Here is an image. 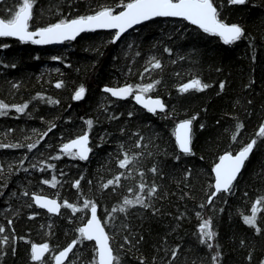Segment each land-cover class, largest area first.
I'll list each match as a JSON object with an SVG mask.
<instances>
[{
	"label": "trees",
	"instance_id": "obj_1",
	"mask_svg": "<svg viewBox=\"0 0 264 264\" xmlns=\"http://www.w3.org/2000/svg\"><path fill=\"white\" fill-rule=\"evenodd\" d=\"M119 3L36 0L31 28L94 14L103 7L116 8ZM214 3L221 19L244 29L241 40L226 44L219 36L172 18L146 22L115 43L112 31L85 32L56 46L0 38V101L9 106L28 104L24 113L10 108L7 115L0 116V144L21 145L0 148V225L5 228L0 236L10 241L0 242V264H39L30 259L31 244L48 243L55 254L79 238L77 229L89 210L73 213L63 208L54 216L35 205L33 193L57 196L77 207H82L85 199L94 201L120 264H140L141 259L144 264H215L212 257L217 251L221 253L219 264L264 261V207L257 215L259 234L242 219V214H250L253 202L264 196V142L258 141L233 191L222 192L212 204L207 203L218 158L247 144L264 123V0H247L242 5L229 0ZM13 6H18L17 0L0 3V16H6L4 9ZM165 48L171 49V54ZM151 57H156L162 68L145 73ZM194 78L211 87L181 94L179 87ZM153 80L161 83L149 95L165 102L167 115H153L131 97L115 99L103 91L106 85ZM61 81L63 87H55ZM80 86L86 92L77 101L73 97ZM49 99L59 103H48ZM193 116L198 117L193 122L194 155H184L176 143L174 127L177 121ZM88 120L93 121L90 130ZM238 122H243L244 128L233 141ZM86 131L91 133V157L85 161L64 156L62 145ZM45 132L48 134L43 136ZM137 132L144 137L142 148L135 147L138 137L133 134ZM33 143L37 147L29 150L27 145ZM122 151L143 153L133 171L135 179H122V187L115 191L101 190V184L126 171L117 165ZM57 155L62 158L52 159ZM47 164L55 168L49 169ZM154 165L157 174L149 171ZM189 170L191 175L186 177ZM137 171H143L144 177ZM52 176L59 181L55 188L42 183ZM81 177L79 189L73 187ZM141 179L149 186H159L157 195L150 199L152 207L137 205L127 213L112 214L111 209L119 207L124 197L135 195L127 189L135 188ZM25 191L29 196L23 195ZM110 214L115 216L111 222L107 220ZM209 218L217 234L211 249L200 243L198 233L199 225ZM125 236L132 240L131 245L125 243ZM94 246L92 241L77 245L74 252L78 258L71 255L70 259L90 264ZM177 248L173 259L172 251ZM44 261L54 264L49 254Z\"/></svg>",
	"mask_w": 264,
	"mask_h": 264
},
{
	"label": "snow or ice",
	"instance_id": "obj_2",
	"mask_svg": "<svg viewBox=\"0 0 264 264\" xmlns=\"http://www.w3.org/2000/svg\"><path fill=\"white\" fill-rule=\"evenodd\" d=\"M4 0H0L3 3ZM36 0H17L18 6H13L11 8H6L4 11L7 13L6 16L0 18V38L15 37L20 41H31L33 44H52L59 43L66 40H75L83 32L94 31L96 29H115V35L112 42L115 43L121 38V35L125 33L133 25L140 24L143 21H149L156 17H178L189 21L191 24L198 26L203 30L204 33L219 36L223 38L226 44H232L236 41L241 40L244 37V29L237 25L224 22L220 19V13L218 11L217 5L214 0H120V3L116 8H122L120 11H116L114 7H103L94 14L81 15L73 19H61L56 23L49 24L45 27H38L31 30V22L34 20L33 8ZM230 4L242 5L246 3V0H229ZM7 45H4L6 47ZM165 52L171 54V49L165 48ZM53 59H60L59 57H54ZM149 67H145L144 72L147 73L152 70L161 69V62L156 57H151L148 61ZM14 67V65H13ZM144 78V73H141V79ZM161 83L160 80H153L149 83L144 84H125L121 87H105L104 92L109 93L112 97L117 99H128L132 97L135 102L146 109L147 112L153 115L159 113H165L167 115L166 109L167 105L164 101L157 96L153 98L150 93L155 92L157 86ZM18 87V85H13ZM55 87H63V82H57ZM211 87L207 83H202L200 79L194 78L187 83L182 84L178 91L183 93H188L190 90L204 91L205 89ZM221 91L224 89V83L221 82L219 85ZM86 89L80 86L78 90L74 93V99L79 101L85 95ZM48 103L58 104L59 101H54L49 99ZM10 108H14L17 113H24L28 108V104L23 105H11L9 106L3 101H0V116L8 114ZM132 112L128 113L131 117ZM112 119H118V117H111ZM198 117L193 116L191 119L180 121L175 128V138L176 143L180 151L184 155H194L192 151V124ZM86 124L91 129L93 125L92 120L86 121ZM55 127L53 124L48 131H52ZM203 128V125L200 126ZM243 122H238L235 125V131L233 132L231 139L233 141L237 140L240 135L241 130H243ZM123 131V129H122ZM48 133L45 132L43 136ZM133 135L137 136L135 147L142 148L144 145L142 141L144 137L138 132ZM43 136L41 138H43ZM259 142H264V123L258 127V130L254 134L253 138L245 145H243L239 151L233 155L232 152H226L224 155L219 157V163L214 166L215 173V184L210 187L214 188V191L209 195L208 204H212L213 199L217 194L222 192L230 193L233 191L234 181H236L241 170L244 168L245 162L249 159L250 155L257 147ZM89 145V134L84 132L83 134L71 139L69 142L64 143L61 147V153L72 159L88 160L89 153L92 149ZM21 145H10V144H0V148H12L20 147ZM29 150L37 147L36 143L27 145ZM123 149V145L120 146ZM122 158L118 159L117 165L120 169L126 171H120L119 174L115 175L112 179L107 180V182L100 185L101 190H107L112 188L113 191L117 187H122V179H135L133 176V171L135 165L139 162L140 157L143 153H134L129 155L127 151H122ZM61 155L52 157V159H61ZM179 160L180 157H175ZM35 167V165H33ZM47 168H55L53 164H47ZM41 171L45 169L41 168ZM27 171V169H25ZM149 171L153 174L158 173L157 166H153ZM63 174V173H62ZM137 175L141 178L144 177L145 173L143 171H137ZM186 177L191 175L190 170L186 172ZM83 179L76 180L73 183V187L79 189L80 181ZM43 184H48L55 188L59 181L56 176H52L51 180H43ZM89 183H91L89 181ZM159 186L153 183L149 186L146 182L141 179L135 188L129 187L127 191L129 193H135L132 198L124 197L122 203L119 207H114L111 209V213H127L130 207H135L137 205L142 208H151L152 204L150 199L157 195ZM24 196H29V193L25 191ZM34 203L41 208L47 209L49 213L60 214L61 208L71 209L73 213L84 212L85 210H90V218L86 221L84 226L77 229L79 233V238L73 240L67 247L59 251L58 254H54V249L50 248L48 243H43L37 245L35 243L31 244V254L30 259L34 262H39V264H45L44 257L45 254H49V258L54 264H64L68 261V264H76V259H69L70 254L73 257L78 258V254L74 252L77 245H83L85 241H95V246L93 248V259L90 264H120V257L114 254V250L110 244L111 237L105 232V227L107 224H102L101 220L97 216V204L92 200L85 199L83 201L82 207H77L76 205L64 201L63 203L58 202L56 199H48L47 197L32 194ZM31 207V205H29ZM201 208L205 205H200ZM264 207V196L257 198L250 208L249 215H243V222L254 228L257 234L260 233L261 229L257 225V215L262 211ZM155 211H159L156 209ZM222 211V210H221ZM197 217H201L200 213H196ZM34 218V217H30ZM115 219L114 215H108L107 220L109 222ZM9 221V225H11ZM127 228V225H124ZM14 231V229H13ZM5 228L0 225V233H4ZM198 233L200 234V243L205 244L209 249L213 248L212 241L216 237V232L213 231L211 218L203 220L199 225ZM131 235V234H130ZM20 239H23L21 237ZM143 237H140L142 240ZM124 241L127 244H132V240L129 236L124 237ZM0 242L3 244H9V238L7 236H0ZM139 243V241H136ZM243 245V241L241 242ZM121 248L124 247L123 244L120 245ZM218 248L219 246L216 245ZM13 254L15 253V248L13 247ZM178 248L172 251L173 259H175ZM221 253L217 251L212 260L215 264H219V258ZM251 259V256H249ZM140 264H144L143 259H141ZM171 264V262H169ZM264 264V261L261 262Z\"/></svg>",
	"mask_w": 264,
	"mask_h": 264
},
{
	"label": "water",
	"instance_id": "obj_3",
	"mask_svg": "<svg viewBox=\"0 0 264 264\" xmlns=\"http://www.w3.org/2000/svg\"><path fill=\"white\" fill-rule=\"evenodd\" d=\"M247 1V0H246ZM122 10V9H121ZM219 11V10H218ZM0 18H2L1 16H0ZM75 18H77V17H75ZM156 18H172V19H181V20H184L183 18H178V17H156ZM156 18H153L152 20H154V19H156ZM73 19V18H72ZM221 19V18H220ZM221 20H223V19H221ZM149 21H151V20H149ZM149 21H143V22H141L140 24H137V25H133V27L132 28H129L125 33H123L122 35H121V38L120 39H122L126 34H128L129 32H131V31H133V30H135L136 28H138V27H140L142 24H144V23H146V22H149ZM186 21V20H185ZM224 21V20H223ZM186 22H188V23H190L189 21H186ZM224 22H226V21H224ZM226 23H228L229 25H231V24H237V23H230V22H226ZM191 24V23H190ZM193 25V24H192ZM237 25H239V24H237ZM193 26H195V27H198V26H196V25H193ZM240 26V25H239ZM199 28V27H198ZM31 30H34L33 28H31ZM94 31H112V32H114V35H115V32L117 31V30H115V29H96V30H94ZM87 32H89V31H87ZM83 33H85V32H83ZM83 33H81L79 36H77V38L78 37H80ZM11 38H13V39H16V40H19L18 38H15V37H11ZM76 38V39H77ZM221 38V37H220ZM75 39V40H76ZM119 39V40H120ZM222 40H223V38H221ZM119 40H117V41H119ZM20 41V40H19ZM69 41H73V40H66V41H63V42H59V43H52V44H37V45H39V46H56V45H61V44H64V43H66V42H69ZM116 41V42H117ZM22 42H25V41H22ZM27 42H31V41H27ZM121 86H124V85H107V86H105V87H121ZM104 87V88H105ZM103 88V89H104ZM109 94V93H108ZM153 98H156L157 96H153V95H151ZM113 98H115V97H113ZM130 98V97H129ZM132 98V97H131ZM115 99H117V98H115ZM134 100V99H133ZM134 102H135V100H134ZM136 103V102H135ZM165 103V102H164ZM137 104V103H136ZM138 106H140L141 108H142V106L141 105H139V104H137ZM144 109V108H143ZM183 120H187V119H181V120H179V121H177L176 122V124H175V127H174V132H175V128H176V125L180 122V121H183ZM192 133H193V124H192ZM88 134H89V147L92 149V140H91V134L88 132ZM74 138H76V137H74ZM74 138H72V139H74ZM71 140V139H70ZM70 140H68L67 142H69ZM175 140H176V138H175ZM66 142V143H67ZM191 147H192V151H193V145H191ZM239 150H237V151H235V152H232V154L233 155H235L237 152H238ZM92 152H93V149H92V151L89 153V158L91 157V155H92ZM226 152H229V151H225V152H223L222 154H221V156L222 155H224ZM231 152V151H230ZM253 153V152H252ZM252 155V154H251ZM251 155H250V157H251ZM249 157V158H250ZM249 160V159H248ZM247 160V161H248ZM247 161L245 162V165H244V168H245V166H246V164H247ZM217 163H219V158H218V160L216 161V163L214 164V166L217 164ZM244 168L241 170V173L238 175V177H237V179H236V181H234V185H233V187L235 186V184H236V182H237V180L239 179V177L241 176V174H242V172H243V170H244ZM214 169V168H213ZM213 175H214V184H215V173H214V171H213ZM213 191H214V188H213ZM33 194H38V195H41V196H44V197H47L48 199H56L58 202H60V203H63L62 202V200L59 198V197H57V196H50V195H46V194H42V193H33ZM216 196H218V194L216 195ZM34 201V200H33ZM36 205V204H35ZM36 206H38V205H36ZM39 207V206H38ZM41 208V207H40ZM42 209H44V210H46L47 211V209H45V208H42ZM62 209H63V207L61 208V210H60V214L62 213ZM48 212V211H47ZM50 214H52V213H50ZM60 214H52V215H54V216H59ZM97 216H98V218L101 220V223L102 224H104V222H103V220L101 219V217H100V214H99V206L97 205ZM90 218V210H89V214H88V218H87V220ZM86 220V221H87ZM86 221L81 225V227L82 226H84V224L86 223ZM105 232L110 236V234H109V232L107 231V229H106V227H105ZM92 242H94V244H95V241H92ZM71 243V242H70ZM69 243V244H70ZM35 244H37V245H40V244H43V243H39V242H36ZM68 244V245H69ZM110 244H111V240H110ZM111 246H112V244H111ZM65 247H67V245L65 246ZM64 247V248H65ZM64 248H62L61 250H63ZM112 248H113V246H112ZM61 250H59V251H61ZM114 250V249H113ZM59 251L58 252H56L55 254H58L59 253ZM46 255L47 254H45V257H46ZM71 255L72 254H70V256H69V259H70V257H71ZM44 257V258H45ZM68 261H65L64 262V264L65 263H67Z\"/></svg>",
	"mask_w": 264,
	"mask_h": 264
},
{
	"label": "bare ground",
	"instance_id": "obj_4",
	"mask_svg": "<svg viewBox=\"0 0 264 264\" xmlns=\"http://www.w3.org/2000/svg\"><path fill=\"white\" fill-rule=\"evenodd\" d=\"M223 41H224V40H223ZM106 86H107V85H106ZM110 96H111V95H110ZM83 98H84V97H83ZM83 98H82V99H83ZM193 122H194V121H193ZM193 124H194V123H193ZM83 133H84V132H83ZM83 133H81V134H83ZM89 133H90V132H89ZM81 134H80V135H81ZM90 134H91V133H90ZM78 136H79V135H78ZM76 137H77V136H76ZM192 137H193V133H192ZM192 141H193V138H192ZM231 152H232V151H231ZM87 218H88V217H87ZM86 220H87V219H86ZM86 220H85V221H86ZM85 221H84V222H85ZM84 222H83V223H84ZM83 223H82V224H83ZM82 224H81V225H82Z\"/></svg>",
	"mask_w": 264,
	"mask_h": 264
}]
</instances>
